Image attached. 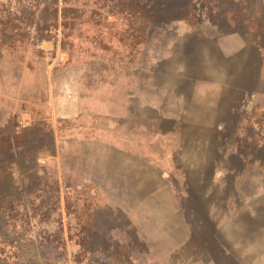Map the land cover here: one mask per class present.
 <instances>
[{
    "label": "rangeland",
    "instance_id": "374dc122",
    "mask_svg": "<svg viewBox=\"0 0 264 264\" xmlns=\"http://www.w3.org/2000/svg\"><path fill=\"white\" fill-rule=\"evenodd\" d=\"M187 3L126 0L68 27L61 3L46 22L39 0L12 21L0 131L31 127L48 146L14 161L1 188L45 176L85 185L80 204L90 197L99 231L129 245L132 264H264V31L217 0H192L197 19H186ZM71 194L61 185L51 219L61 212L69 256ZM35 205L14 212L19 243L42 240ZM48 229L55 239L60 226Z\"/></svg>",
    "mask_w": 264,
    "mask_h": 264
},
{
    "label": "trees",
    "instance_id": "16d2710c",
    "mask_svg": "<svg viewBox=\"0 0 264 264\" xmlns=\"http://www.w3.org/2000/svg\"><path fill=\"white\" fill-rule=\"evenodd\" d=\"M126 0H42L44 4V12L47 15V19L44 21H56L58 17V3H61L62 9H64V25L68 23V27L74 24L79 19L77 14L94 18L95 15L99 16L98 13L114 12L116 10L122 12V5ZM191 1L188 0L186 6V19H197L192 11ZM212 1V0H204ZM219 4L224 8L225 12L230 14L235 21H242L248 24L250 30L264 31V3L255 2V4H249L248 2L233 4L231 0H217ZM91 4V5H90ZM132 4L140 6L143 5V0H132ZM39 6V0H1L0 1V39L10 38L13 34L11 23L14 20L22 21L26 16H32L34 9ZM66 7V8H65ZM125 9H129L134 15V11L128 6H124ZM140 9V8H139ZM51 10V11H50ZM34 11V12H33ZM141 19L146 18L141 10L139 11ZM50 18V19H49ZM66 22V23H65ZM31 127L25 128L23 132L18 135L14 130H3L0 131V240L6 242V238L9 237L10 233L8 229L14 223V212L15 210L22 208L27 210L33 208V204L38 203L39 207L46 211V214H50L51 207H57L61 204L60 189L63 185L64 189H68L72 192L70 197H66V204H71L73 208L74 218L78 221L80 234L82 238L89 236L88 238L93 239L98 237L97 243L94 247L100 244L99 238L96 234L99 233L98 223L95 217V210L89 203L88 198H84L83 205L80 204L82 196L85 195L78 191L80 188L78 185L67 184V181L60 183L58 178L49 180L45 176L41 181L29 180L26 184V189L19 191L5 190L2 189V183L5 180V176H8L13 169L14 161L18 159H25L31 156H39L42 154V146L47 147L46 143L42 144V135L37 131L31 132ZM27 131V132H25ZM240 142L244 141L239 139ZM31 145V146H29ZM37 182V183H36ZM25 187V185H24ZM80 189L84 190L85 185ZM68 198V199H67ZM44 211H42V214ZM59 219L61 218V212H57ZM41 214V216H42ZM25 222V221H24ZM92 231V234L90 232ZM82 233H87L82 234ZM95 233V234H94ZM62 228L57 231L55 240H61ZM47 237L46 244L51 243ZM2 242V241H1ZM54 244L55 241H52ZM92 241H83L80 246V251L85 255L92 253L90 244ZM105 250H110L112 254V260L118 261L122 264L125 261L126 264H132L134 257L132 249L129 245H126L124 241H119L115 245L107 244ZM54 253H46L47 262H51L54 258ZM2 261H0V264ZM93 261L88 260L85 264H91Z\"/></svg>",
    "mask_w": 264,
    "mask_h": 264
},
{
    "label": "flooded vegetation",
    "instance_id": "af4514ba",
    "mask_svg": "<svg viewBox=\"0 0 264 264\" xmlns=\"http://www.w3.org/2000/svg\"><path fill=\"white\" fill-rule=\"evenodd\" d=\"M35 204H33L34 207L36 206ZM56 209L57 207H51L49 215L46 214V211L44 209H42L44 213L42 214V221H41L42 222V240L41 241L35 240L27 244L19 243L15 235L17 223L13 220L15 223V226L12 225L8 229V232L10 233V235L8 238H6V242H4L3 240H0V244L4 246V249L9 247L11 250L10 254L6 253L5 250L0 251V261H2L1 264H85L88 260L93 261V263L91 264H121L118 261L112 260V254H110V250H112V248L105 250V247L108 246L107 244L115 245L119 241L118 240L115 241L109 235L107 238L103 232L99 231V233L96 235L101 237L99 238L100 244L94 247V244L97 243L98 237H94L93 239H91V238H88L89 234L87 235V233H82V234L87 235V237L82 238V235L79 233L80 228H79V224L76 218L73 221L76 234L74 235L72 241L74 242L73 248L77 247V250L73 255L69 256L67 245L63 241V239L55 240V239H52L51 236L47 235L49 231L48 228L50 225L53 224V222L57 223V226H60L63 232V222L61 218L59 219V221H58V217L56 221L51 220L53 218V215L56 212ZM29 210H31V208H29ZM23 224H28V223L23 222ZM90 234H92V231L90 232ZM47 237H49L50 239L49 241L51 243H53L52 241H55V243L46 244ZM83 241H88V242L92 241V243L90 244L92 253L90 254L87 253L85 255L84 253L80 251L81 249L80 246ZM49 252L50 253L56 252V254H53L54 258L51 262H47L46 253H49ZM101 255H103V257H99ZM38 260H41V263H39ZM122 264H126V262L122 261Z\"/></svg>",
    "mask_w": 264,
    "mask_h": 264
}]
</instances>
